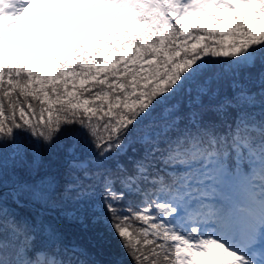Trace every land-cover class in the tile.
<instances>
[{"label":"snow or ice","instance_id":"6c2138e0","mask_svg":"<svg viewBox=\"0 0 264 264\" xmlns=\"http://www.w3.org/2000/svg\"><path fill=\"white\" fill-rule=\"evenodd\" d=\"M123 257L264 264V0H0V264Z\"/></svg>","mask_w":264,"mask_h":264},{"label":"trees","instance_id":"16d2710c","mask_svg":"<svg viewBox=\"0 0 264 264\" xmlns=\"http://www.w3.org/2000/svg\"><path fill=\"white\" fill-rule=\"evenodd\" d=\"M76 231L81 234V239L90 246H94V250L100 252H109L118 250L117 242L112 239L109 233L106 232L104 225L91 224L89 222L87 229L77 228ZM122 255V253H121ZM99 258L108 259L109 257L101 256ZM125 264H130L127 257H123Z\"/></svg>","mask_w":264,"mask_h":264},{"label":"rangeland","instance_id":"374dc122","mask_svg":"<svg viewBox=\"0 0 264 264\" xmlns=\"http://www.w3.org/2000/svg\"><path fill=\"white\" fill-rule=\"evenodd\" d=\"M226 24H227V22L221 23V24L218 25V27L223 28V27L226 26ZM48 38H50V37H47V36L45 37V39H48Z\"/></svg>","mask_w":264,"mask_h":264}]
</instances>
